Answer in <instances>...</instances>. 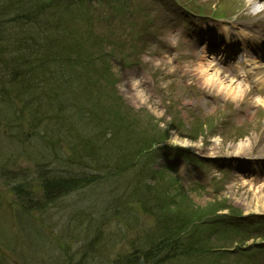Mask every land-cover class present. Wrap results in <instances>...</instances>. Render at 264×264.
<instances>
[{
	"label": "rangeland",
	"instance_id": "374dc122",
	"mask_svg": "<svg viewBox=\"0 0 264 264\" xmlns=\"http://www.w3.org/2000/svg\"><path fill=\"white\" fill-rule=\"evenodd\" d=\"M45 1L49 3L50 7H57L58 3L64 2L65 0ZM162 1H166L168 5H172L174 4V2L186 3V0ZM244 3H246V0H241V5H243ZM141 5V10L147 11L146 3L144 4L143 2H141ZM93 6L98 10V14H96L95 16L98 22L95 25H92L91 22L88 23V20H86L84 17V19H77L75 16H73V18H66L67 22H69L68 24H66V26L70 28V31H73V35L71 36H82L83 30L84 32L89 30L95 31L94 36H96L98 40L102 39L105 51L107 49L108 40L114 30L122 31L128 29V27L129 29L133 30L131 25L133 17L130 16V14L126 17V14L129 11L134 10V7H131L127 11V13H121L122 17L117 18V25L113 24L108 26V23H110L111 21L109 20L104 22L102 19L101 11L102 9H105V14H108L111 13L112 10L105 7V2H97V4H93ZM105 14H103V17ZM166 20H168V18H166L163 13H158L155 15L154 23L160 25L161 28L159 32L167 33L170 30L173 31L174 34L178 32L179 36L182 32L181 26H165ZM140 25L141 24L136 21L135 26L138 28ZM137 28L134 30L136 31ZM110 31L113 32L110 33ZM64 36L65 32L62 31L60 40L61 38L65 39ZM67 36L69 35L67 34ZM127 38H129V35L122 33V43L124 44H119L120 49H113L108 54V56H111L113 54V56H115L117 59L122 56L124 57V54H126L125 42L127 41ZM147 40L150 43L154 42V36ZM73 42L76 43L75 49L78 48L80 53H88L90 51V53L85 56L87 59H89V56L92 53L97 54L100 51V49L97 46H94L92 42L81 41V37H79L78 40H73ZM81 43L87 46H79ZM110 43H112L111 40ZM68 44H72V41L68 42ZM68 44L66 42L67 47ZM133 47L135 46L130 41L128 44L127 55L132 56V51H130L129 49ZM169 60L170 61L166 63L165 61L161 63L160 59H156L157 65L159 66L151 65L150 67L160 72L162 74L160 76L163 79L159 77L158 80L156 79L153 87L149 86V89L141 88L140 90H138L137 88L134 89L132 87L129 82L130 79H128V77L123 78L124 75L122 74L132 72L133 69L123 71L120 66H118L117 64H113L111 69V71L113 72L112 78L116 80L115 83L120 94L128 103L133 105L134 108H145L147 112L144 113V111H142L138 113V115L135 114V118H139L141 123H136L137 125L131 131H128V128L126 129V131H123L124 139L121 143L117 144L116 150L111 151L109 149V144H107L104 153H100L99 158L95 161L80 159V161H84V164H86L87 168L85 169V171L91 174L93 172L96 177L101 179L100 181H97L96 183L90 185L82 191L71 193L66 198L62 197L60 200L54 201V203H39L37 205L38 207H36L34 210L27 209L26 207L29 206L30 203H32V200H35L34 192H32L33 198H31L29 194L28 197L24 198L21 202L22 205L19 204L18 201H16L15 196L12 195V192H10V186L14 183L8 184V175H10L11 173H13V175H19L20 173H22L21 169H28L27 173L30 174L31 170L29 168L31 167V165L27 164L20 157L14 158L17 151V149L15 148L16 144L12 143L13 139L7 137L8 134L15 133L14 130H11L9 128L11 127L12 122L8 121L7 123H5L6 127L0 128V172H5L4 175H6L2 179L0 178V264H38V261L41 262V260L44 261V264H67L66 260L60 257L63 254V250L73 251L75 249L73 243H70L69 246L66 244L67 232L69 228L72 229L75 233V241L82 242L83 240V243H85L87 237L89 239L91 235H103L102 242H100V244L96 243L92 247L97 260H100V256H102L103 260L106 259L104 261L105 264L122 263L125 255L122 252H127L130 246V244L128 243L129 241H131V239H133L134 235L137 233V242L142 243L141 232L143 230L149 231L152 228L158 227V222L152 214H142L141 212L135 210V207H132V210H128L131 206L130 202H132V198L129 195L124 196V194L121 193L122 189L124 187H128L129 185L128 179L126 178L128 175L120 179L121 185L119 186L114 182L115 179L113 177H110L108 181H104L103 174L106 167L112 166L114 164L113 167H110L109 170H106L113 173L115 172L116 168L120 166V160L118 158L123 157L124 154L131 150L128 148V143L130 144L131 139H136L134 138L135 136H139L137 133H141L140 135L143 134V136L148 139L154 137L160 138L164 133L162 131V125L164 124L157 125L156 121L163 122L159 120L162 119L163 114H165L163 115V118H166L168 122L170 121V119H176V121L178 120L182 123L186 122L188 124H192L191 120H188L187 118V111H184V105L192 104L193 99L185 100V92L183 90L184 87H181L183 77L180 73L176 74L177 69L175 58L172 57L169 58ZM98 64L99 63H96L97 68H99ZM74 70L71 72L68 71L67 73L64 71V74L52 71V78L60 80L61 77H64L65 79L64 82L60 84V90L64 96H69L68 87L73 86L72 80L76 79L75 81L81 88L87 86L92 91H96L97 96H101L103 98V88H96L95 86L91 87L90 85H87L86 80L84 79V73H92L93 76L97 77L95 67L87 68L85 66H82L81 70L78 68ZM154 70L151 69L152 72H154ZM202 70L199 69L193 74H188V76L192 78V81H194L195 84L196 82H198L203 85V89L209 90V84L212 81L211 78L215 75V73L212 72L213 75L208 74L207 77L201 76V73H199V71L201 72ZM146 73V75H150L149 69L146 71ZM76 75L78 78L76 77ZM218 77V75H215L213 77V80H216ZM104 80L105 79L103 77V80L101 81L104 82ZM210 85H212V82ZM166 86L170 87L166 88ZM164 89L168 92V94L173 95L174 101L177 104V108H174V106H170V108L166 110V113L161 102L162 91L163 95H166L164 93ZM76 92L77 95H80L85 91L83 89L77 90ZM244 97L245 96L243 95V89H240V92H233L232 95L226 98L234 101L243 100ZM248 100H250V102H253V99L248 97L244 100V104L238 107L239 110L245 113L241 115L242 118L238 119V126L247 127V131H244V133L241 134L233 131L228 134V137H225L226 139H221L214 136V138H212L209 143L206 144V142L204 141H190L187 139V137H184L180 131L173 130L172 135L169 138V142L181 143V145L186 146L190 145L192 146V149H194L195 151L198 150L199 153L202 152L199 148H201L203 144L204 146H207L208 150H211V152L218 154L226 153L227 155H234V153H237V155L239 156H246L251 151L256 155H264V130L261 134L258 132L257 134H255V132L253 133V131L259 126V123L256 121L258 113L257 111H259V109L247 106ZM95 102L99 103V101ZM102 102L105 103V106H107L109 109V112L106 111L107 116H105V121L108 122L107 129H111L113 126L110 125L108 117H110V112L115 110L111 107L106 99L103 98ZM204 104L205 110L203 111L204 114L201 116V121H204L205 125H207L211 120L213 122L216 119L217 116H214L216 107H214V104L210 101H205ZM199 105L201 106V104ZM153 116L155 117V119ZM180 117L182 120L180 119ZM77 118L78 123L76 124L78 125V130H80L81 133L89 134L90 139H96L97 137H99V135L101 136L104 134L106 125L105 122H95L93 123L95 124V126H90L88 128L84 125H80L81 120L78 116ZM245 122H247L248 125H244ZM201 124L202 126H204L203 123ZM120 127L122 128L123 125H120ZM240 135L244 136L240 137ZM258 136H260L259 141H257ZM230 138L233 140L235 139V142L233 143ZM31 140L33 143L29 147H26L28 155L34 157L36 154V149H41L46 154L50 152V150L48 149L49 145L44 140L40 138L36 139L37 141H35L34 139ZM139 150L140 149H134L133 154L137 155ZM52 154L51 156H54L56 155V152L54 155ZM202 154L205 155L203 152ZM13 159L15 160V162L13 161ZM203 160L206 161L205 159ZM207 165H209L210 167H205V165L200 166V168H198L199 172H194L195 169L193 166H191V172L189 174H186L184 162L183 160L180 161V169L183 172V174H181L182 184L184 183L183 187H185L186 189H189L192 192L194 191L192 198L194 204L204 206L209 202H213L215 199L221 200L222 197H225L226 200H228L229 198L234 199L236 204L238 205V209L243 212L246 210L254 211L264 209V177L237 179L235 178V176H233L234 174H236V172H232L231 174L230 169V176H228L225 183L223 185L222 182H219L217 185H215L214 183L215 186L212 188L210 182L207 185V180L210 181V179L213 177H215L216 179L225 178L227 173L224 171L218 172V168L216 165H212L210 163H207ZM64 166H66V164H64ZM29 182L32 186L31 180ZM198 184H200L202 188H198ZM36 188L37 186L33 184V189ZM187 192L191 196V192ZM116 195L120 197L122 201L121 203L123 204V210L120 209L118 213L128 214L124 217V219L117 218L115 216L116 209L119 206V201L115 198ZM183 198H181L182 203L184 201H187L185 200V198ZM78 213H107L105 216H103L107 221L105 222L104 227L96 226V228H93V226H89L88 224L87 231L83 232V234L81 235V228L78 226H73L72 224V216ZM93 217H96L95 214H93ZM198 224L196 225L198 226ZM97 228L102 231V234L100 232L94 233L95 231H97ZM187 231H189L187 235L191 236V242L194 245H197L199 244V242H201L205 243L201 244L203 248L207 247V245L208 247H211V242H203L202 236L204 231H201V228L196 229L195 232L194 230L190 231L189 229H187ZM168 234H170V231L168 232ZM126 239H128V241H126ZM91 241L92 240L89 239V243ZM6 242L10 245H6ZM37 243H39L40 245ZM65 258L68 259V257ZM196 260L197 261H194L193 263L173 261L169 264L218 263L217 261L205 262L203 259ZM90 264L94 263L90 262Z\"/></svg>",
	"mask_w": 264,
	"mask_h": 264
},
{
	"label": "trees",
	"instance_id": "16d2710c",
	"mask_svg": "<svg viewBox=\"0 0 264 264\" xmlns=\"http://www.w3.org/2000/svg\"><path fill=\"white\" fill-rule=\"evenodd\" d=\"M13 2L16 3V5H19V7L24 6L25 8H28L27 9L28 13H32L34 10L37 11V8L39 10H40V8H42V11L45 12L43 5L40 4L42 2V0H17V1L16 0H0V17L2 15H4L5 11L7 12V10H9L11 5H13ZM29 7L33 9L32 12H30ZM27 18H28V16H27ZM0 31H1V28H0ZM0 36H1V34H0ZM28 61H29V59H28ZM44 63L46 64L45 61H44ZM22 73L25 74L23 77V79H25L24 82H27L30 84H32L35 80L37 81L39 77L44 82H47V83L52 82V70H51V68H49L43 64L41 66H39V65L35 66L32 64L31 70H27V72H26L24 69V71H22ZM56 89H57V87H55V90ZM55 90H54V92H55ZM7 99L10 100V102H11L12 97L10 96V93H8L6 91L4 81L0 79V100L5 101ZM2 113L3 112L0 111V116L2 115ZM83 145H84V148L86 150L91 148L90 154L92 155L94 147L90 144L86 145V143H84ZM93 153L96 154V152H93ZM62 186H63V184H61L60 186L53 185L52 188H50V186L45 185V188H46L45 194H47V196H50L51 191H55V189H57L58 187H59L58 189H62Z\"/></svg>",
	"mask_w": 264,
	"mask_h": 264
},
{
	"label": "bare ground",
	"instance_id": "6f19581e",
	"mask_svg": "<svg viewBox=\"0 0 264 264\" xmlns=\"http://www.w3.org/2000/svg\"><path fill=\"white\" fill-rule=\"evenodd\" d=\"M247 1H250V0H247ZM258 80L264 82V71L262 72H258L255 76ZM208 81V80H207Z\"/></svg>",
	"mask_w": 264,
	"mask_h": 264
}]
</instances>
